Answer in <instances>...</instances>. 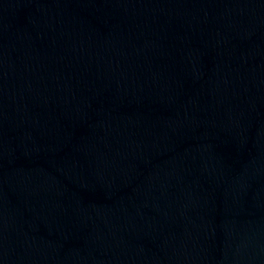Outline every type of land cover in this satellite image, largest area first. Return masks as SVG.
I'll return each instance as SVG.
<instances>
[{"label": "water", "instance_id": "1", "mask_svg": "<svg viewBox=\"0 0 264 264\" xmlns=\"http://www.w3.org/2000/svg\"><path fill=\"white\" fill-rule=\"evenodd\" d=\"M0 264H264V0H0Z\"/></svg>", "mask_w": 264, "mask_h": 264}]
</instances>
